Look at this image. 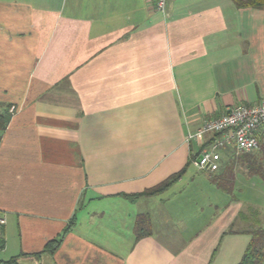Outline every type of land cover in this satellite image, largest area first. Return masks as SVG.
<instances>
[{
    "label": "crops",
    "instance_id": "1",
    "mask_svg": "<svg viewBox=\"0 0 264 264\" xmlns=\"http://www.w3.org/2000/svg\"><path fill=\"white\" fill-rule=\"evenodd\" d=\"M262 101L264 9L0 0V262L239 264L264 229L250 173L264 127L249 155L224 149L217 173L198 170L188 135Z\"/></svg>",
    "mask_w": 264,
    "mask_h": 264
},
{
    "label": "built area",
    "instance_id": "2",
    "mask_svg": "<svg viewBox=\"0 0 264 264\" xmlns=\"http://www.w3.org/2000/svg\"><path fill=\"white\" fill-rule=\"evenodd\" d=\"M168 0H156L157 10L164 12ZM264 127V101L255 104L232 106L220 117L206 120L201 127L191 131L188 141L200 145L195 165L199 171L215 173L219 170L222 151L232 147L237 155L256 151L259 146L257 131ZM6 216L0 211V243Z\"/></svg>",
    "mask_w": 264,
    "mask_h": 264
},
{
    "label": "trees",
    "instance_id": "3",
    "mask_svg": "<svg viewBox=\"0 0 264 264\" xmlns=\"http://www.w3.org/2000/svg\"><path fill=\"white\" fill-rule=\"evenodd\" d=\"M233 4L239 9H264V0H231ZM4 117L0 116V125L3 122ZM249 154H246V156ZM250 173L259 176L264 180V163H259L257 160H254L252 163V167H250ZM185 174V169L181 172L171 176L166 181L161 183L160 185L154 187L148 192L144 193V195H158L166 191L172 184L177 182L183 175ZM147 218L141 217L136 227L138 229L145 231L146 220ZM138 233V239L141 238L144 232H140L136 230ZM251 236V240L242 256L239 264H263L264 263V229L263 228H255L248 232ZM55 242V241H54ZM57 242V241H56ZM58 243V242H57ZM59 244V243H58ZM51 243L47 245L46 251L51 249ZM52 250H54L52 248ZM0 264H17V259H12L8 262H0Z\"/></svg>",
    "mask_w": 264,
    "mask_h": 264
},
{
    "label": "rangeland",
    "instance_id": "4",
    "mask_svg": "<svg viewBox=\"0 0 264 264\" xmlns=\"http://www.w3.org/2000/svg\"><path fill=\"white\" fill-rule=\"evenodd\" d=\"M242 155H244V154H240V155H238V156L240 157V156H242ZM217 172H218V171H217ZM217 172H216V173H217ZM255 184H257L258 189L263 190V192H264V181H263V180H258V181L255 182ZM236 195H237V197L239 196V194H236Z\"/></svg>",
    "mask_w": 264,
    "mask_h": 264
}]
</instances>
